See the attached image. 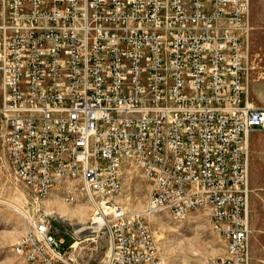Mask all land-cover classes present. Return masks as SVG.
I'll return each instance as SVG.
<instances>
[{
	"label": "built area",
	"instance_id": "obj_1",
	"mask_svg": "<svg viewBox=\"0 0 264 264\" xmlns=\"http://www.w3.org/2000/svg\"><path fill=\"white\" fill-rule=\"evenodd\" d=\"M251 8V0H0V164L38 199L83 185L108 234L102 264H165L155 206L178 221L203 209L227 241V256L206 264H249L245 154L252 133H264L244 50ZM132 168L153 180L151 209L135 215L117 191ZM24 217L14 249L26 264H89L77 249L85 228L63 232L73 241L65 247L48 224Z\"/></svg>",
	"mask_w": 264,
	"mask_h": 264
},
{
	"label": "rangeland",
	"instance_id": "obj_2",
	"mask_svg": "<svg viewBox=\"0 0 264 264\" xmlns=\"http://www.w3.org/2000/svg\"><path fill=\"white\" fill-rule=\"evenodd\" d=\"M251 6V34H245L250 37L251 44L244 47V50H250L249 96L254 106L264 107V0H251ZM250 140L249 264H264V133H252ZM126 174L121 203L129 214L135 215L146 208L149 184L134 168ZM68 189L73 195L69 196ZM95 211L94 204L78 182L56 187L48 197L38 199L7 165L0 164V264H26L23 253L14 249L24 232V215L48 224L59 234L58 238L66 239L65 247L73 241L63 232L85 228L79 235L78 252L87 263L102 264L109 241L105 230L90 229L96 226L92 225ZM154 215L151 227L165 256V264H206L209 259L227 256V241L223 234L212 228L205 211H195L181 221L170 212Z\"/></svg>",
	"mask_w": 264,
	"mask_h": 264
},
{
	"label": "bare ground",
	"instance_id": "obj_3",
	"mask_svg": "<svg viewBox=\"0 0 264 264\" xmlns=\"http://www.w3.org/2000/svg\"><path fill=\"white\" fill-rule=\"evenodd\" d=\"M78 31H87V24H78ZM251 44V39L248 35H245V42H244V47L245 45L246 46H249ZM246 48V47H245ZM249 156H250V153H246L245 154V162H248V159H249ZM124 178L125 176L124 175H118V178H117V191L118 193H121L122 195V192H123V188H124ZM144 178L146 180V182H148L149 184V190H148V196H150V190H152L153 188V180L151 179H146V176L144 175ZM54 189V188H53ZM75 189V188H74ZM79 189V188H78ZM82 191H83V185H82ZM78 192V191H76ZM71 193H73L71 191ZM88 200L91 202V204L93 203V198L92 196H87L85 195ZM127 197V196H125ZM145 209H151V202H149V199H148V203L146 205V208ZM198 210H203V209H200V208H193L191 210H189L188 214H187V217L195 212V211H198ZM163 212H170V211H167V207L166 206H155L154 207V214H157V213H163ZM171 213V212H170ZM207 213V212H206ZM81 214L83 215V211H81ZM172 214V213H171ZM208 214V213H207ZM173 216H175L177 218V214H172ZM185 217V218H187ZM209 217V216H208ZM184 218V219H185ZM94 220H98V221H93V224H95L96 226L95 227H92V229L94 228V230H97V232H99L100 228H102V220H99V218L95 217ZM220 234H223L222 231H219L217 230ZM95 240V239H93ZM77 246V245H76ZM23 253V252H22Z\"/></svg>",
	"mask_w": 264,
	"mask_h": 264
},
{
	"label": "trees",
	"instance_id": "obj_4",
	"mask_svg": "<svg viewBox=\"0 0 264 264\" xmlns=\"http://www.w3.org/2000/svg\"><path fill=\"white\" fill-rule=\"evenodd\" d=\"M72 244V243H71Z\"/></svg>",
	"mask_w": 264,
	"mask_h": 264
}]
</instances>
